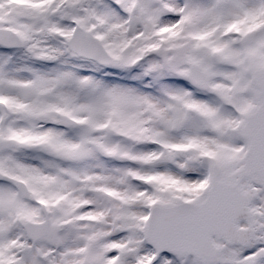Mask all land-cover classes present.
I'll return each instance as SVG.
<instances>
[{"label":"snow or ice","instance_id":"6c2138e0","mask_svg":"<svg viewBox=\"0 0 264 264\" xmlns=\"http://www.w3.org/2000/svg\"><path fill=\"white\" fill-rule=\"evenodd\" d=\"M0 264H264V0H0Z\"/></svg>","mask_w":264,"mask_h":264}]
</instances>
